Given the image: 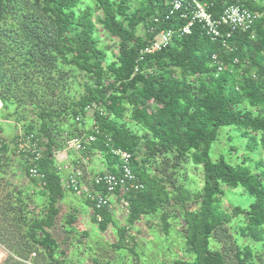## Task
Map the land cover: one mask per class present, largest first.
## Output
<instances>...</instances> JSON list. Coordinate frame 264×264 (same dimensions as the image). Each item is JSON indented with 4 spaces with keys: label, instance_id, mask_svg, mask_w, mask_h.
I'll use <instances>...</instances> for the list:
<instances>
[{
    "label": "trees",
    "instance_id": "1",
    "mask_svg": "<svg viewBox=\"0 0 264 264\" xmlns=\"http://www.w3.org/2000/svg\"><path fill=\"white\" fill-rule=\"evenodd\" d=\"M168 1L0 0V120L16 126L10 141L0 138V179L13 158L18 164L11 180L23 176L45 199L34 213L22 189L4 200L2 217L17 237L16 245L4 246L0 264H73L54 234L64 196L54 152L91 134L95 141L80 155L99 154L104 172H118L111 148L132 156L140 186L116 191L117 200L127 204L128 225L155 216L165 233L167 208L181 211L189 258L171 264H226L224 235L232 241L233 264H264V251L257 248L264 249V0H200L213 18L231 4L261 17L251 31L236 32L225 44L195 24L189 35L144 53L158 32L185 23L163 18ZM212 55L222 63L220 72ZM86 120L92 121L87 129L81 127ZM223 131H229L228 141L236 134L243 142L245 155L234 163L223 155L210 159ZM29 136L37 159L19 147ZM227 153L238 155L231 146ZM31 168L43 178L30 176ZM234 191L233 197L251 200L248 207L233 198L224 205ZM83 200L99 231L114 224L112 210ZM128 241L126 230L118 229L115 247ZM90 264L112 263L92 256Z\"/></svg>",
    "mask_w": 264,
    "mask_h": 264
},
{
    "label": "rangeland",
    "instance_id": "2",
    "mask_svg": "<svg viewBox=\"0 0 264 264\" xmlns=\"http://www.w3.org/2000/svg\"><path fill=\"white\" fill-rule=\"evenodd\" d=\"M91 122V120H86L81 127L84 126L85 129H87L90 127ZM0 124V126L3 127V129L0 130V138L10 141L15 133L14 127L16 126L12 125L9 121L3 120H0ZM228 133L229 131H223L222 134H220L219 142L212 145L209 154L212 161H215L220 155H223L226 160L229 161V159H231L232 161L230 162L234 163V160L239 159V157L244 154L241 152L243 146L242 140L237 137L236 134H233L231 140L228 141ZM230 146L238 153L236 157L232 156L229 158L227 152ZM75 154L78 156L77 153ZM248 155L255 157V154ZM91 157V162L88 163V167H94L93 170L96 169L95 171H101L102 168H105L103 158H101L99 154H94ZM92 159H94V161H92ZM17 164L18 162L12 158L9 167L5 168L2 174L5 177L0 179V227L4 229L2 230L3 233L0 232V262L6 256L4 246L16 245L14 240L17 237V229H15L13 224H8L2 217V212L4 213L5 207L8 206V203H4V200L7 199V197L11 198L10 194L13 189L19 188L26 191L25 196H27V198L29 197V200L26 199L29 211L34 213L37 210V206L42 207L45 204V199L37 197V191L34 189L35 187L27 183L23 176H19L20 180L17 183L11 180L10 175L12 168ZM249 164L250 163L247 165ZM17 173L19 174L20 171ZM11 181L13 183H10ZM7 182L9 183L7 184ZM191 183L188 184L189 188H192L194 185ZM234 195H238L237 192L234 191L231 196L228 195L223 198L225 206H230V204H232V199L230 200V198H233V201L238 200V203L245 207L249 206L251 200L244 201L243 197H233ZM66 196L70 198L72 203L69 204L66 201L67 204L63 202L60 206L58 203L59 215L57 219L59 221L57 220L54 234H56L55 238L60 242L61 247L65 249V256L71 259L73 264H90V257L92 256L100 263L110 262L112 264H171L172 261L176 259L189 258L184 251L185 247L182 233L184 224L181 211L177 206L170 205L167 208L170 227L168 231L164 233L160 219L155 216L149 217L150 219H143L138 224L128 225L126 223V208H122L119 203L115 202L114 207L111 209L114 224L109 225L105 232H101L93 222L85 225L87 219H84V221L82 217L86 214H78V216H76L77 214L72 212L71 209L73 207H76L77 210H79L80 207H85L83 200L79 197L74 198L72 195ZM64 198L66 200V197ZM68 219L72 222V227H70L69 223H66ZM234 225H237V223H233L232 227ZM118 229L126 230V238L129 240L126 246L123 244L122 249H117L115 247ZM65 231H69L70 234H66ZM224 236H222V238L224 239L223 241H226L225 246L228 248L227 256H225L226 264H233L231 259L233 248L232 241L231 238L227 239L224 238ZM240 242L244 243L248 242V240H241ZM222 245L223 243H221L219 247H222ZM128 248L133 249L134 253L130 252ZM257 248L258 251L263 253L264 249L260 250V245H258ZM32 258H35V256Z\"/></svg>",
    "mask_w": 264,
    "mask_h": 264
},
{
    "label": "built area",
    "instance_id": "3",
    "mask_svg": "<svg viewBox=\"0 0 264 264\" xmlns=\"http://www.w3.org/2000/svg\"><path fill=\"white\" fill-rule=\"evenodd\" d=\"M210 6L206 4H200L197 0H170L169 9L164 14L163 18L165 20L170 19L171 17L176 16L179 19L186 20L187 23L179 27L178 29H168L161 30L151 44L145 48L143 51L147 54H152L157 51H160L166 48L172 37L175 35L184 36L188 35L191 32V27L194 24L200 25V27L205 32L212 41H221L229 39L234 32L242 31L249 32L252 30L255 22L259 19L260 15L256 12H251L242 5H230L223 9L218 18H213L211 12L209 11ZM155 22H158V19H155ZM214 63L216 64L217 71L222 69L221 63L217 62L216 56H212ZM97 133V131H96ZM94 136L89 135L85 139V143H91L94 140ZM30 139V140H29ZM26 143H23L22 140H19L20 148L31 151V154L35 155L37 159L40 157V153L35 151V143H33L32 137L29 136ZM110 139L107 138V142ZM83 149V144L80 139L74 138L66 143V148L61 151L54 152V158L57 160L60 157L62 151L75 150L79 151ZM112 153L120 158V172L118 174L106 173L103 175H96L92 179V184L95 189H84L86 197L94 203L95 209L99 210L102 208L110 207V198L115 195L116 191H128L130 189H137L140 185L136 183V178L133 175L130 169V159L131 155L127 152L120 150H113ZM35 159V160H36ZM30 176L33 178L42 179L43 176L38 174L35 168L29 170ZM80 171L72 172L67 180L64 183V188L72 192H79L80 190V178L82 177ZM97 188H100L101 191H98ZM104 191V192H103ZM126 206V202L123 203ZM97 221H101V217L97 216ZM31 256H35L34 253Z\"/></svg>",
    "mask_w": 264,
    "mask_h": 264
},
{
    "label": "crops",
    "instance_id": "4",
    "mask_svg": "<svg viewBox=\"0 0 264 264\" xmlns=\"http://www.w3.org/2000/svg\"><path fill=\"white\" fill-rule=\"evenodd\" d=\"M75 153L76 152H72V151H62L60 153V157H58L59 159H58V162H56V165L59 169V173L61 175V178L68 177L70 175V173L75 168L79 167L82 170V174H83V179L81 180V183L83 184V187H89L92 183L91 180H92L93 176L98 174V173H103L104 169L102 168L101 171H95L96 169L93 170L94 167L90 166L92 168L91 169L90 167H88V163L91 162L92 157L81 156L79 153H77L78 154V156H77ZM92 161H94V159H92ZM66 195H72L74 198L79 197L82 200L84 198V195L81 194L80 191H79V193H71L68 191H64V196L62 198V201L59 202V206L63 202L65 204H67V202L69 204L72 203L70 198H67ZM64 197H66V200ZM112 201H113L112 202L113 207H114L115 202H117V203L119 202V201H117V197H116V201H115V197L112 199ZM83 203L85 204V202H83ZM71 210L74 214H77L76 216H78V214H80V215L86 214V215H83L84 217H82V220L87 219L85 225H88L90 222H92L91 209L86 204H85V207H80L79 210H77L76 207H73ZM69 221L70 220L68 219L66 223H68Z\"/></svg>",
    "mask_w": 264,
    "mask_h": 264
},
{
    "label": "clouds",
    "instance_id": "5",
    "mask_svg": "<svg viewBox=\"0 0 264 264\" xmlns=\"http://www.w3.org/2000/svg\"><path fill=\"white\" fill-rule=\"evenodd\" d=\"M170 1V0H169ZM169 1H168V3H167V8H166V11H165V13L168 11V9H169ZM197 2L198 3H200V4H206V5H208V3L207 2H201L200 0H197ZM231 5H240V4H231ZM230 6V5H229ZM243 6V5H242ZM226 7H228V6H226ZM225 7V8H226ZM244 7V6H243ZM248 9V8H247ZM249 10V9H248ZM223 11V10H222ZM250 11V10H249ZM252 12V11H251ZM256 13H258V12H256ZM221 14V13H220ZM219 14V15H220ZM259 15H260V17H261V14L260 13H258ZM178 14H176V16H177ZM218 15V16H219ZM176 16H174L175 18H178V17H176ZM259 17V18H260ZM179 19V18H178ZM182 20V19H181ZM259 20V19H258ZM258 20L255 22V24L258 22ZM184 24L182 25V26H184L186 23H187V21L186 20H184ZM254 24V25H255ZM195 25V24H194ZM193 25V26H194ZM198 25V24H197ZM182 26H179V27H182ZM192 26V27H193ZM200 26V25H199ZM178 27V28H179ZM192 27H191V30H192ZM254 27V26H253ZM178 28H176V29H178ZM201 28V27H200ZM175 30V29H174ZM237 32H242V31H237ZM159 33V32H158ZM157 33V34H158ZM191 33V32H190ZM234 33H236V32H234ZM233 33V34H234ZM242 33H246V32H242ZM233 34L231 35V37L233 36ZM189 35V34H188ZM175 36H178V35H175ZM185 36V35H184ZM253 36L254 35H251V38H253ZM156 37V36H155ZM230 37V38H231ZM229 38V39H230ZM210 39V38H209ZM229 39H227V40H225L224 42H221V41H216V42H221V43H223V44H225V42H227ZM154 40V39H153ZM152 40V41H153ZM211 40V39H210ZM171 42V41H170ZM213 56V55H212ZM212 56H211V58H212ZM215 56V55H214ZM214 61V60H213ZM217 62H219V61H217ZM219 63H221V62H219ZM215 64H217V63H215ZM221 65H222V63H221ZM221 71V70H220ZM220 71H218V72H220ZM0 108H1V102H0ZM92 135V134H91ZM89 136V135H88ZM88 136H83V137H81V138H78V137H76L77 139H80L81 141H82V144H83V149H81V150H79V151H75V150H67V151H72V152H76V153H79V154H81L82 153V151L85 149V147L86 146H88V145H90L92 142H94L95 141V138H94V140L91 142V143H85V139L88 137ZM92 136H94V135H92ZM95 137V136H94ZM72 139H74V138H72ZM110 139V138H109ZM71 140V139H70ZM69 141V140H68ZM105 141L107 142V138H105ZM111 142V139H110V141L109 142H107V144L108 143H110ZM66 148V147H65ZM64 150V149H63ZM113 150H120V149H115V148H111V150H110V152H111V154L113 155V156H115V157H118V160H119V162H120V158H119V156H116V155H114L113 153H112V151ZM58 151H61V150H58ZM120 151H123V150H120ZM124 152H127V151H124ZM127 153H129V152H127ZM130 154V153H129ZM131 155V154H130ZM100 156V155H99ZM131 158H132V156H131ZM55 159V158H54ZM55 162H58V159L56 160L55 159ZM130 162H131V159H130ZM120 165H121V162H120V164H119V167H118V172L117 173H112V174H118L119 172H120ZM78 166V165H77ZM58 168V167H57ZM130 169H131V167H130ZM59 170V169H58ZM68 170V169H67ZM74 171H80L81 173H82V170L78 167V168H75L72 172H74ZM132 171V170H131ZM71 172V173H72ZM70 173V174H71ZM106 173H109V172H103V173H98V174H96V175H103V174H106ZM96 175H94V176H96ZM134 175V174H133ZM93 176V177H94ZM67 178L68 177H64V178H61V184H62V188H63V190L64 191H68V192H71V193H79V192H72V191H70V190H66L63 186H64V183H65V181L67 180ZM83 179V175H82V177L80 178V192H81V194H83L84 195V197H86V195H85V193H84V189L85 188H88V189H91L92 187H93V184L91 183V185L89 186V187H83V184L81 183V180ZM93 179V178H92ZM92 181V180H91ZM115 197V201H116V197H117V195H116V193H115V195L114 196H112L111 198H110V207L108 208L110 211H111V209H112V199ZM87 198V197H86ZM118 201V200H117ZM119 204H120V206L123 208V207H125L126 208V206H124L123 205V203H125V202H118ZM106 208V207H105ZM126 213H127V210H126ZM35 254V253H34ZM34 257V256H33ZM31 258H32V256H31Z\"/></svg>",
    "mask_w": 264,
    "mask_h": 264
}]
</instances>
